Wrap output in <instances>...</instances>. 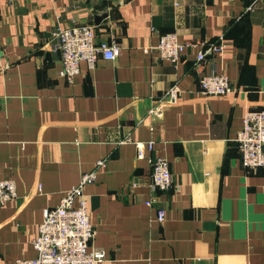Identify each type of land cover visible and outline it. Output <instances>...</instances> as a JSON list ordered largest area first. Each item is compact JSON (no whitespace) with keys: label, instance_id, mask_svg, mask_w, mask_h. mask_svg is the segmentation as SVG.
<instances>
[{"label":"crops","instance_id":"0c3cea01","mask_svg":"<svg viewBox=\"0 0 264 264\" xmlns=\"http://www.w3.org/2000/svg\"><path fill=\"white\" fill-rule=\"evenodd\" d=\"M77 24L119 51L67 82L51 32ZM167 32L223 47L196 62L188 46L173 65L152 48ZM0 52V179L16 193L0 205V264L34 257L42 209L92 170L99 264H264V169L243 168L234 141L243 112L264 107V0H0ZM208 74L231 91L198 93ZM154 157L168 161L164 191L149 187Z\"/></svg>","mask_w":264,"mask_h":264},{"label":"built area","instance_id":"2783aa9c","mask_svg":"<svg viewBox=\"0 0 264 264\" xmlns=\"http://www.w3.org/2000/svg\"><path fill=\"white\" fill-rule=\"evenodd\" d=\"M252 9L251 5L246 10ZM51 36L56 42L60 57L58 74L67 82L78 73V64L84 61L89 67L95 59H113L119 51L114 40L96 41L92 26L77 24L67 27H56ZM197 46L195 61L204 60L206 54L218 53L223 44L220 37L217 42L206 43L200 40L179 41L176 33L161 34L152 47L159 58L166 59L176 65L186 47ZM3 57L0 52V68H3ZM197 92L204 96H221L231 91L228 79L223 74H208L200 77L197 82ZM177 88L171 86L165 92L168 100L173 101ZM150 113H160L157 106L149 109ZM240 163L243 168L252 170L264 168V107L246 109L241 118V126L234 138ZM135 157L140 159L145 151L152 149L150 141L135 142ZM150 181L149 187L153 191H164L171 183L168 161L164 157L149 159ZM103 160L95 162V166H102ZM95 178L94 170L80 175L77 183L65 190L56 205L44 207L41 220L37 226V234L31 245L35 255L28 259H15L8 264H99L104 259L101 249L91 246L94 229L91 226L86 210L83 187ZM15 185L11 179H0V205L15 197ZM151 205V199L145 201ZM164 211L157 208L155 220H163Z\"/></svg>","mask_w":264,"mask_h":264},{"label":"water","instance_id":"95a60500","mask_svg":"<svg viewBox=\"0 0 264 264\" xmlns=\"http://www.w3.org/2000/svg\"><path fill=\"white\" fill-rule=\"evenodd\" d=\"M106 15H105V13H102V14H99V15H95L94 17H93V22L95 23V24H97L103 17H105Z\"/></svg>","mask_w":264,"mask_h":264},{"label":"trees","instance_id":"16d2710c","mask_svg":"<svg viewBox=\"0 0 264 264\" xmlns=\"http://www.w3.org/2000/svg\"><path fill=\"white\" fill-rule=\"evenodd\" d=\"M206 43H209V42H206ZM262 169H264V168H262Z\"/></svg>","mask_w":264,"mask_h":264}]
</instances>
